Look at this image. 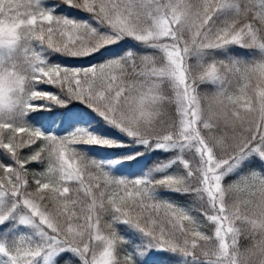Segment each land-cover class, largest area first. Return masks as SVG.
<instances>
[{"label": "snow or ice", "instance_id": "obj_1", "mask_svg": "<svg viewBox=\"0 0 264 264\" xmlns=\"http://www.w3.org/2000/svg\"><path fill=\"white\" fill-rule=\"evenodd\" d=\"M73 103L70 130L33 123ZM157 255L264 264V0H0V264Z\"/></svg>", "mask_w": 264, "mask_h": 264}, {"label": "trees", "instance_id": "obj_2", "mask_svg": "<svg viewBox=\"0 0 264 264\" xmlns=\"http://www.w3.org/2000/svg\"><path fill=\"white\" fill-rule=\"evenodd\" d=\"M67 13L69 15H73L75 18L77 19H87L91 22V17L88 16L87 14H83V13H78L75 10H66ZM94 23V22H93ZM69 58H59V60H55L54 62L60 63H67L68 65L72 66V67H82V66H86L90 61L88 60H76V59H70V60H66ZM93 63H95L96 61H92ZM196 63V59L195 57H193L192 59L189 60V64H195ZM39 90H43V91H50L53 92L54 94H61V90L53 85H43L41 84L39 86ZM201 93L202 95L204 93H208L211 94V92L213 91V89L211 88V86H205L201 88ZM36 103H46L44 101H38ZM80 108H82V105L79 104H69L67 109L64 108H57V107H53L50 113H33V117L37 118V119H33V123H38L39 126L44 127L48 130H52V131H60L63 132L64 130H70L69 125L71 124L70 120H64L62 118V114L66 113V112H76L78 111ZM169 112H172L174 110L173 107H169ZM75 126V125H72ZM23 135V134H21ZM39 143V142H38ZM33 148H35V146H33ZM94 154L98 155L101 158H104L105 156H109L111 154V150H104V149H93ZM23 154H27V149L24 150ZM170 159V156L167 154H163V153H157L154 157L152 162L148 161V163H150L148 165L147 168L144 169V172L146 173L150 168H153L159 164L162 163H167V161ZM145 161L141 160V162L139 164L133 163L131 168H125V169H121L120 174H124L127 175L129 172H138V170L144 165ZM30 171H44L46 165H38V164H31L28 166ZM137 175H140V173H137ZM157 177H159L160 175H162L161 173L156 174ZM232 179H235V177H232ZM228 183H231V180H227ZM163 191V190H161ZM162 199L165 200H172L175 204L180 205L182 207H188L193 209V215L197 216L198 219L203 221V217L200 215V213L198 211H196L197 209H199L200 207V202L194 200V198L192 196H186V197H180L178 194H172V195H165L162 197ZM107 219V218H105ZM104 223V221H102V224ZM202 230L206 233L211 235L214 231V226L210 225L207 222H203L202 223ZM117 232L118 234H123L120 230V228H117ZM119 256L122 258L123 253L120 252ZM152 264H164V257L157 255L153 258V262Z\"/></svg>", "mask_w": 264, "mask_h": 264}]
</instances>
